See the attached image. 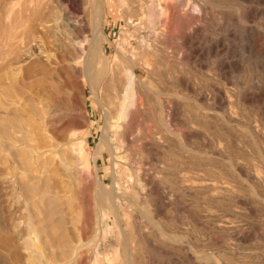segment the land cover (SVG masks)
<instances>
[{
  "label": "bare ground",
  "instance_id": "6f19581e",
  "mask_svg": "<svg viewBox=\"0 0 264 264\" xmlns=\"http://www.w3.org/2000/svg\"><path fill=\"white\" fill-rule=\"evenodd\" d=\"M74 1L83 9L88 3V0ZM132 1L137 3V7H134V17L140 18L144 28L150 31L148 40L140 38L138 41L148 53L151 48L158 47L157 41L160 40L158 33L154 31L158 25L166 29L168 39L175 38L180 30L188 29L194 24L195 18L190 16L188 11L197 14L199 7L197 3L191 9L189 6L184 8L185 0ZM62 6L58 7H61V21L66 29L62 34L66 37L77 23L71 22V14ZM30 9L32 8H27L28 12ZM83 9L79 26L86 31L91 29L88 48H73L76 44L65 38L66 47L72 48H58V54L54 52L55 61L51 60L50 54L36 48L33 56L36 65L29 66L25 81L22 80V85H17V148L13 147L17 149L18 165L26 172V177L17 181V188L33 211L36 209L35 217L43 215L42 220L37 218L35 221L43 247L52 255L55 264H83L84 259L89 260L96 250V235L88 238L90 220L87 216L82 225L75 229L76 235H73L76 239L69 238L65 205L61 202V194L64 195V187L68 185L66 181H62L63 178L56 181L55 177L56 182H52L53 168L57 172L61 170L71 181L77 162L74 156L77 155L80 160L83 157L81 145L78 146L79 140L77 143L70 142L69 145L67 141L62 142L51 136L52 131L49 132L48 129L54 124L57 114L67 109L69 111L63 89L78 69L81 84H86L96 101L100 98V93H104L101 106L105 112V126L95 144L93 163L104 154L113 160L112 183L105 187L98 181L96 206L103 218L102 223L108 214L118 226L120 242L114 261L120 256L123 264H145L144 256L150 252L151 243L170 248L177 257L178 253L183 251L188 260V256L194 253L196 247L193 246V232L195 228H201L196 230L197 233L204 229L212 236H219L220 242L217 245L202 244L201 249L197 244L201 254L197 257L200 264H255V260H260L264 254V249L254 256L235 254L234 246L239 243L238 239L245 235L244 220L247 213L249 216L261 213V217H264L262 129L245 121L239 123L231 115L227 117L223 110L218 113L215 109H223L226 105L228 90L223 84L216 83V87H211L212 91L202 89V92L191 94V111L179 125L188 134L201 130L205 131V135L206 132H212L215 139H211L223 142V146L218 147L215 145L217 142L212 141L216 147L214 146V153L210 155H203L205 152H200V155L199 151L187 147L181 141V133L175 129L172 116L166 113L167 105L180 107V100L152 92L146 85L147 80L140 79L137 75V70L145 71L148 76L156 75L157 68L153 69L149 63H144L143 58H138L131 48L118 51L115 62L119 66L110 68L102 49V42L106 40L102 10L94 6L96 20L92 22L91 15ZM36 11L34 20L31 19L33 23L36 22L38 28L47 27L49 21L44 20V16ZM40 15L43 19L38 18ZM216 69L219 73L223 71L222 62ZM204 81L208 86L209 82ZM150 95L154 96L158 111H152V116L148 118ZM247 97L241 93L237 98L238 104L245 105ZM138 119L143 124L151 122L154 127L158 125L164 132L159 134L157 131L148 130L147 134L142 130L136 131L134 125ZM237 128L242 130L239 137L242 135L243 140L239 137L234 140L231 138L233 136L229 134V130L234 134L233 129L239 131ZM212 133L209 136H212ZM244 139H249L252 145ZM134 141H139L142 147L144 142H151L159 147L162 151L160 164L153 166L149 171L143 159H138L132 153L130 146ZM68 159L73 160L70 162ZM211 159L219 160L220 166L215 163L217 166L212 165L214 169L211 168ZM55 174L57 173L54 172ZM122 183L126 184V188L122 187ZM139 184H142L141 189H138ZM146 204L149 205L148 210L143 207ZM172 206L185 209L187 214L181 222H170L166 218L163 210ZM182 259L177 260L176 264H191L190 261ZM191 261L193 263V260Z\"/></svg>",
  "mask_w": 264,
  "mask_h": 264
},
{
  "label": "rangeland",
  "instance_id": "374dc122",
  "mask_svg": "<svg viewBox=\"0 0 264 264\" xmlns=\"http://www.w3.org/2000/svg\"><path fill=\"white\" fill-rule=\"evenodd\" d=\"M56 1L0 0V264H55L52 255L42 245L41 235L36 231L38 225L35 221L37 218L42 220L43 215L35 217L36 209L33 211L32 206L25 202L24 196L17 188V181L25 178L26 172L17 163L16 123L17 85H22V80L25 81L27 69L33 64L36 65L33 57L36 48L50 54L51 60L55 61L54 55L58 54L57 49L67 46L64 42L65 38L76 44L73 48H88L89 46L91 29L86 31L79 26V20H82L80 17L82 6L74 0L73 2L71 0ZM56 3L59 4L58 6H65L71 14V22L77 23V26L66 37L62 34L66 29L61 21L63 20L61 7H58ZM197 3L199 4L197 14L188 11L189 15L195 18L194 24L188 29L180 30L175 38L168 39L164 27L158 25L159 27L155 28L154 31L158 33L160 41H157V48H151L150 53L146 52V48H142L138 42L140 38L148 40L150 31L144 28L140 18L134 17V10H136L134 7H137V3L132 0H88L83 11L90 14L94 22L96 20L94 6L102 10L103 32L106 37V40L102 42V49L110 68L119 66L115 62L117 52L126 48H131L138 58H143L144 63H149L153 69L157 68L156 75L148 76L143 70H137V75L140 79L147 80L146 85L152 92L180 100V107L167 105L166 113L172 116L175 129L181 133V141L190 149L199 151L200 155L203 152L206 153L203 155H210L214 153L217 145L222 147L223 142L212 140L215 137L212 132H206L205 135V131L201 130L188 134L180 127L191 111L190 97L193 92L199 93L202 89L212 91L211 87H216V83L223 84L228 90V102L226 101L223 109L215 110L218 113L223 110L227 117L231 115L239 123L245 121L264 130V122H262L264 121V0H185L184 8L189 6L191 9ZM26 7L32 8L31 12L29 11L31 14ZM34 10L40 12L44 20L49 21L46 29L38 28L35 25L36 22L33 23L31 20L35 16ZM25 12L27 14L24 15ZM41 15L38 18H42ZM46 17L48 19H45ZM220 62L223 64L221 73L216 69ZM78 72L77 69V73L69 79L63 89L64 100L69 104V111L67 109L57 114L54 124L48 129H50L49 132L52 131L51 136L62 142L67 141L69 145L70 142L77 143L79 140L78 146L81 145L80 151L83 157L80 160L77 155L74 156V160L77 161L76 164L73 162L76 165L72 178L74 181L67 179L61 170L57 172L53 168L52 182L55 181V177L56 181H60L58 178H63L62 181H66L68 185L66 186L68 189L64 187V195L67 192L65 197L61 194V202L66 207L62 206L65 209L63 210L65 211L66 228H69H67L69 238L76 239L75 229L82 225L86 216L90 220L89 237H87L96 235L95 253L89 260L84 259L83 264H123L120 256L114 261L120 242L118 226L108 214L102 223L103 218L96 206L98 181L102 182L105 187L112 183V158L107 154L100 155L99 160L93 163L95 144L105 126V112L101 106L104 93L101 92L100 98L96 101L86 84H81ZM204 80L209 82V87ZM241 93L248 96L243 106L237 101ZM151 95L148 118L152 116V111H158L154 96ZM151 124L153 125L151 122L143 124L138 119L134 129L142 130L147 134L148 130L157 131L159 134L164 132L158 125L154 127ZM234 129V134H238L234 135L232 130H229L233 140L242 133L240 128H237L239 131ZM211 133L213 135L209 136ZM242 137L240 135V140H243ZM244 140H248L247 143L251 144L249 139ZM212 141L217 143H212ZM138 142L134 141L131 144V151L138 159H143V163L150 171L153 166L160 164L162 151L154 143L144 142L142 147V144ZM262 143L264 144V139ZM211 144L216 146L214 145L213 148ZM178 149L181 153L180 148L177 147ZM71 160L73 159H68L72 162ZM211 160L214 161V159ZM211 160L209 161L210 164L212 163L211 168H213L212 165L220 166L219 160L215 159L214 162ZM54 172L57 173L56 176ZM121 185L126 188L125 183ZM141 188L142 184H139L138 189ZM143 207L149 209L148 204ZM163 211L167 217L164 216L170 222H181L187 214L182 207H166ZM262 217L261 213L256 216H249L247 213L245 223L243 222L246 228L244 229L245 235L242 239L240 238L241 240L238 239L239 243L236 242L235 254L244 253L256 256L264 249V217ZM196 230H201V228H195V233L193 232L195 238L193 246L196 247L194 253L188 256V260L182 250L177 257L170 248L151 243L150 252L144 256V263L176 264L177 260L182 258L184 261H190L191 264L199 263L197 257L201 255L198 252L201 245L206 243L217 245L220 237L212 236L204 229L198 233ZM255 264H264V254L260 260H255Z\"/></svg>",
  "mask_w": 264,
  "mask_h": 264
}]
</instances>
